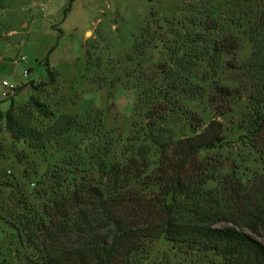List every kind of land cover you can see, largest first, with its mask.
Returning a JSON list of instances; mask_svg holds the SVG:
<instances>
[{
  "label": "trees",
  "instance_id": "16d2710c",
  "mask_svg": "<svg viewBox=\"0 0 264 264\" xmlns=\"http://www.w3.org/2000/svg\"><path fill=\"white\" fill-rule=\"evenodd\" d=\"M222 1L238 4L226 15L214 11L217 0H194L199 5L189 6L184 19L165 18L164 26L155 12L145 19L125 63L140 66L157 49L168 59L157 65L159 85L143 87L140 94L148 101L142 140L130 139L126 164H100L98 180L92 173L78 180L84 172L78 165L63 180V166H72L65 158L47 169L52 186L74 184L65 194H53L43 211L28 197L18 199L21 213L11 214V226L31 250L28 264H140L148 245L160 239L211 264H264V0L245 14L241 5L250 0ZM241 34L251 45L247 58L240 57ZM199 63L215 70L208 85L191 69ZM47 72V81L30 82L35 94L59 79L58 71ZM35 94L0 111V136L6 132L13 142L43 153L52 143L70 144L91 125L90 115L56 114ZM194 99L205 101L214 117L204 122L189 113L192 133L176 139L169 132L170 116L187 115L180 102ZM238 101L247 105L240 141L258 167L221 175L222 163L206 154L224 144L221 118ZM3 149L0 140V185L12 188L1 165ZM142 185L148 194L136 188Z\"/></svg>",
  "mask_w": 264,
  "mask_h": 264
},
{
  "label": "rangeland",
  "instance_id": "374dc122",
  "mask_svg": "<svg viewBox=\"0 0 264 264\" xmlns=\"http://www.w3.org/2000/svg\"><path fill=\"white\" fill-rule=\"evenodd\" d=\"M194 3V0H73L65 16L70 0H0V111L7 112L12 100L17 105L25 104L35 94L30 82L47 81L49 67L59 72V79L35 95L56 114L80 118L87 114L92 120L83 132L77 131L69 139L70 144L68 141L52 143L43 153L13 142L6 132L1 134L4 148L1 165L9 176L6 182L13 187L0 185V264H28L27 255L31 250L11 226V214L21 213L18 199L28 197L32 205L43 211L53 194H65L67 187H73L74 183L67 181L61 182L62 187L52 186L46 177L47 169L65 158L72 166H63V180L68 176L64 172L73 171L75 165L84 171L79 173L78 180L89 173L98 180L95 173L100 164H126L128 150L134 143L130 139H141L146 122L144 113L148 101L140 97L142 88L159 85L156 84L157 65L166 62L168 55L163 49L150 50L140 66L126 64L125 56L152 12L164 26L165 18L187 17L189 6L199 5ZM237 4L217 0L214 11L227 15L234 12ZM259 7V0H250L240 9L245 14L248 9L256 12ZM240 36V57L247 58L251 45L245 36ZM22 56L25 61L21 60ZM191 69L200 84L208 85L217 77L215 70L206 64L192 65ZM138 76L143 79L136 81ZM231 79L226 76L224 81L230 83ZM3 81L14 89L23 88L14 94V90L2 88ZM3 91L9 92L10 97L2 99ZM180 104L187 115L183 111L173 113L170 116L173 123L168 124L170 134L176 139L192 133L189 113H195L204 122L214 117V112L201 99ZM232 107L221 118L224 144L206 154L222 163L221 175L246 173L248 167H258L250 163L249 152L240 141L247 105L238 101ZM97 126L99 132L95 133ZM144 144L141 141L139 146L146 147ZM136 188L148 194L143 185ZM209 261L210 258L198 257L160 239L148 245L140 264H211Z\"/></svg>",
  "mask_w": 264,
  "mask_h": 264
},
{
  "label": "built area",
  "instance_id": "2783aa9c",
  "mask_svg": "<svg viewBox=\"0 0 264 264\" xmlns=\"http://www.w3.org/2000/svg\"><path fill=\"white\" fill-rule=\"evenodd\" d=\"M21 60L22 61H25V58L22 56L21 57ZM2 88H4V89H10V90H13L14 89L13 86L12 85H9V83L7 81H3L2 82ZM9 95H10L9 92L3 91V93L1 94V97H2V99H7L9 97Z\"/></svg>",
  "mask_w": 264,
  "mask_h": 264
},
{
  "label": "crops",
  "instance_id": "0c3cea01",
  "mask_svg": "<svg viewBox=\"0 0 264 264\" xmlns=\"http://www.w3.org/2000/svg\"><path fill=\"white\" fill-rule=\"evenodd\" d=\"M51 26V25H50ZM89 32H87V35H88Z\"/></svg>",
  "mask_w": 264,
  "mask_h": 264
}]
</instances>
